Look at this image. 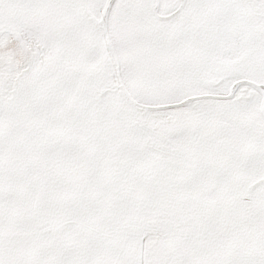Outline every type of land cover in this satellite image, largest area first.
I'll list each match as a JSON object with an SVG mask.
<instances>
[{"label": "snow or ice", "instance_id": "obj_1", "mask_svg": "<svg viewBox=\"0 0 264 264\" xmlns=\"http://www.w3.org/2000/svg\"><path fill=\"white\" fill-rule=\"evenodd\" d=\"M0 264H264V0H0Z\"/></svg>", "mask_w": 264, "mask_h": 264}]
</instances>
